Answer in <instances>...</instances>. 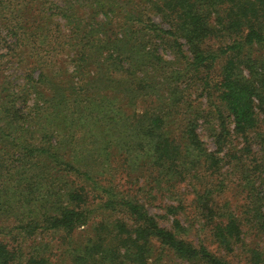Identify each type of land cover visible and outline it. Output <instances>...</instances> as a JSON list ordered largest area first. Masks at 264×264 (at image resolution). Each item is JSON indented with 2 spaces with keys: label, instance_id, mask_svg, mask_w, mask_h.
<instances>
[{
  "label": "trees",
  "instance_id": "16d2710c",
  "mask_svg": "<svg viewBox=\"0 0 264 264\" xmlns=\"http://www.w3.org/2000/svg\"><path fill=\"white\" fill-rule=\"evenodd\" d=\"M33 1L0 0V16L13 21L11 56L23 63L24 74L21 83L0 81V264H51L47 244L36 242L25 261L23 248L14 246L21 233L37 232L68 238L73 264H148L155 243L180 259L174 264H230L205 243L185 240L187 228L178 218L169 229L161 226L135 195L117 190L112 171L122 158L139 172L146 168L158 187L182 181L203 160L215 159L198 136L196 120L188 118L178 129L171 125L164 107L175 101L164 94L165 80L155 83L157 75L164 79L167 60L150 47L152 40L186 58V70L212 67L226 57L220 101L237 134L255 128L264 61L252 51L264 45V0H91L89 8L105 19L94 28L72 22V73L45 58L36 67L35 27L18 22L27 9L32 14ZM126 2L127 9L119 5ZM58 9L70 23L64 7ZM122 10L123 21L108 34L107 18ZM152 10L160 24L149 17ZM215 36L227 37V43L206 50L205 40ZM63 43L69 41L55 44ZM172 72V82L185 73ZM153 83L162 86L157 90ZM205 210L215 213L203 204L199 214ZM228 216L208 224L213 242L226 253L241 235L235 217ZM77 232L83 236L77 239Z\"/></svg>",
  "mask_w": 264,
  "mask_h": 264
},
{
  "label": "rangeland",
  "instance_id": "374dc122",
  "mask_svg": "<svg viewBox=\"0 0 264 264\" xmlns=\"http://www.w3.org/2000/svg\"><path fill=\"white\" fill-rule=\"evenodd\" d=\"M90 1L34 0L31 3L32 14L31 10L27 9L25 18L18 22L29 29L35 27L36 67L40 65L42 58H45L55 63V69L68 67V71L72 73L76 57L75 46L70 45L74 40H68L72 22L79 21L83 29V27L94 28L97 26L96 22L105 19L102 12H98L97 15L93 13L89 8ZM126 3L119 5L128 8L130 4ZM60 7H64L63 10L69 16L70 23H66L65 15L57 14ZM155 12L152 10L149 17L154 23H159L160 16ZM123 15V10L121 13L115 12L109 15L110 17L107 18L109 24L106 26L108 34L118 29V25L123 21L121 19ZM4 18L0 16V81L8 79L21 83L24 75L23 63L16 61L10 52L14 48L15 39L9 30L13 21ZM163 26H166L165 23ZM73 33H71L72 37ZM63 40L69 41V44L63 43L59 47L55 44ZM179 41L183 43V40ZM41 42L45 44L42 45ZM226 43L227 37L215 36L206 39L203 47L208 51H214ZM150 47L167 60L168 68L163 75L164 79L162 75H157L155 83L165 80L164 94L175 101V104L168 102V106L164 104L167 117L172 120L171 125L178 129L188 118L196 120L198 136L204 148L215 159H210L207 163L203 160L182 181H177L173 185L162 183L157 187L146 168L143 172L141 170L139 172L119 158L121 164H117V161L114 163L119 165L118 170L112 171L117 190L135 195L164 228L169 229L174 218H178L182 226L187 228L186 233L182 234L185 240L194 244L205 243L217 255H225L230 264H264V111L262 110L264 99L261 101L255 99L257 117L255 128L244 135L237 134L233 128L232 118L219 98L221 68L227 58H218L212 67L203 66L198 71L186 70V58L175 53L174 49L165 44L160 45L157 40L154 42L152 40ZM182 48L185 50V45H182ZM43 50H49V53L45 55ZM252 53L254 57L264 61V45L254 48ZM173 70L185 73L176 82H172ZM36 74H38L37 70ZM161 86L162 84L157 85L156 89H160ZM155 95L152 93L149 96L154 99ZM261 96L264 97V88ZM155 103L158 107L159 101ZM139 105L142 107L143 104ZM128 111L132 113V109ZM208 192H211L212 196L206 200L205 196ZM203 204H207L215 213L211 215L205 210L203 215L199 214ZM170 206L177 207L176 214L172 213ZM228 215H233L237 220L241 235L240 241L233 247L234 251L226 253L213 242L208 224L214 226L218 222L225 221ZM209 216L212 218L208 219ZM80 234L77 232L75 237L77 239L82 237L83 235ZM21 237H23L21 242H16L14 246L23 248L26 255L23 261L34 253L37 242V247H41L40 244H47L51 248V253L46 252L51 264L74 263L68 259L70 240L63 239L60 234L37 232L34 236L21 233ZM151 255L148 264H174L180 261L174 254L161 250L156 243L153 248L151 247Z\"/></svg>",
  "mask_w": 264,
  "mask_h": 264
}]
</instances>
